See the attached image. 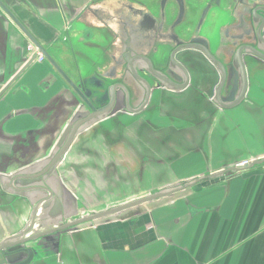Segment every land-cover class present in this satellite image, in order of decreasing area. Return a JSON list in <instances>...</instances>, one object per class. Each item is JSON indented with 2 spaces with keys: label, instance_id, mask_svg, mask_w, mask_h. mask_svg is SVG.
Here are the masks:
<instances>
[{
  "label": "crops",
  "instance_id": "1",
  "mask_svg": "<svg viewBox=\"0 0 264 264\" xmlns=\"http://www.w3.org/2000/svg\"><path fill=\"white\" fill-rule=\"evenodd\" d=\"M0 1L71 83L79 84L81 79L87 89L96 91L114 79L108 55H113L114 45L118 47L111 36L116 29L88 16L84 21L77 18L80 9L95 0ZM96 1L99 7L110 2ZM237 33L236 29L230 31V35ZM29 43L0 7V242L23 229L32 209L27 199L14 195L13 183L7 192L2 190L3 178L21 170H27L29 177L33 168L47 172L53 145L79 111L73 106L76 93L47 60L32 62L17 76L28 59ZM253 68H248L246 93L236 107L247 115L241 116L242 122L234 119L222 127L219 117L224 110L219 107L169 96L171 102L162 105L168 113L165 117L184 120L187 131L185 142L173 149L151 143L149 137L158 131L147 129L135 138L129 132L118 133L107 121L97 128L88 127L71 144V151L78 150L74 158L54 169L64 188L58 219L65 216L68 221L107 211L143 198L152 190L207 177L240 161L263 158L264 65ZM119 76L117 72L116 78ZM212 122L219 123V132L236 127L237 142L231 147L241 151L229 149V144L222 147L220 133L210 130ZM100 125L104 127L98 131ZM184 126L169 129L180 134L179 128ZM106 135L116 139L114 144H108ZM105 146L109 147L106 156L90 155L92 151L106 154ZM127 148L148 160H155L156 154H164V158L175 155L172 159L179 160L164 179L156 166L167 162L146 161L144 178L137 185L148 189L141 187L134 194L129 188L136 178L131 175L129 182L127 174L136 167ZM192 152H201L212 165L203 168L195 157L185 160L183 155ZM52 201L42 215H57L51 213ZM52 249L45 250L49 255L41 264H264V164L242 175L206 181L79 225L61 236L57 254Z\"/></svg>",
  "mask_w": 264,
  "mask_h": 264
},
{
  "label": "flooded vegetation",
  "instance_id": "2",
  "mask_svg": "<svg viewBox=\"0 0 264 264\" xmlns=\"http://www.w3.org/2000/svg\"><path fill=\"white\" fill-rule=\"evenodd\" d=\"M108 1L109 5L103 7L96 5L98 1H92L77 14L78 20L84 21L88 16L114 27L116 31L111 36L118 45H114L113 55H108L114 79L105 89L91 91L81 79L75 84L83 95L76 94V101L72 102L79 110L75 119L86 118L94 111V115L104 117L89 127L97 128L107 121L118 133L129 132L135 138L142 127L156 132L159 127L145 116L155 112L168 116L162 105L171 102L169 96L187 102L191 98L203 100L225 110L222 106L232 105L245 89L243 101L250 79L248 68L264 65L252 54L259 47L264 55V25L259 26L264 20V0ZM235 29L237 35H230ZM238 50H241V67L234 68L232 61ZM237 106L233 104L232 108ZM100 126L98 129L104 127ZM63 131L50 153L57 147ZM184 132L181 130L180 134ZM71 146L61 162L74 158L78 150L71 151ZM108 148H105L106 154L90 151V155L102 158L108 154ZM80 150L88 152L84 147ZM153 161L158 162L151 158L148 162ZM133 176L139 180L136 173ZM169 187L152 190L148 195ZM139 199L141 196L132 201Z\"/></svg>",
  "mask_w": 264,
  "mask_h": 264
},
{
  "label": "water",
  "instance_id": "3",
  "mask_svg": "<svg viewBox=\"0 0 264 264\" xmlns=\"http://www.w3.org/2000/svg\"><path fill=\"white\" fill-rule=\"evenodd\" d=\"M0 7L7 14L9 19L15 23V25H17L29 42L34 45V47L45 58V60H47L65 79L71 89H73L76 94L83 97L79 88H76L75 85L64 76L61 69L55 64L47 52L38 45V43L23 27V25L15 18V16L1 1ZM263 25L264 20L260 22L259 26L262 28ZM261 51L262 49L259 47L258 50H252V54L258 60V62H264V55L261 53ZM240 54L241 50H238L233 58L232 65L234 68H236L237 65L240 66L241 64ZM35 58V55H33L31 59L26 61V64L18 72L17 76L20 75L23 70H25L35 60ZM224 78L225 74L222 76V80ZM244 92L245 89L241 91L240 94L242 95H240L239 99L233 103L234 105L241 102ZM217 104L221 107V103ZM232 105L227 107L222 106V108L230 109L232 108ZM94 112L86 118H78L77 120L75 119V114L67 122L57 147H55L52 153H50L48 156V160L46 162H48L50 166L47 168V172L44 173L45 170H42V173L41 170L33 168L34 170L29 173V177H26L28 172L27 170H21L13 177L3 178L4 181L1 185L2 190L7 192L12 186L11 183H13L15 188L14 195L27 199L32 206V209L29 219L23 229L12 237L0 242V258L2 261L0 264H41L43 259L49 255L46 254L45 250L48 248H53L52 253L54 255L57 254L61 236L66 233L74 232L79 225L91 223L93 221L120 213L127 209H132L137 206L171 196L188 188H194L196 185L202 184L206 181L214 180L220 177H233L235 175H242L252 168L264 164V157L261 159L251 160L248 163H244L243 165H240V162H237L233 165L224 167L215 174L196 180H191L183 184L171 186L167 190H163L153 195H147L142 199L131 201L107 211L91 214L85 217H74L73 219H68V221H65L66 218H68L65 216H61V218L58 219L57 216L61 214L60 202L62 201L61 198H63L64 188L62 187L60 179L56 175L57 172H54V169L59 164H61L63 157L67 154L68 148L75 141L77 136L83 133L91 124H93V122H99L104 118L101 115H94ZM49 173L51 174L50 176ZM52 197H54L53 201ZM51 201L53 203L51 213L57 215H42V212L47 209Z\"/></svg>",
  "mask_w": 264,
  "mask_h": 264
},
{
  "label": "rangeland",
  "instance_id": "4",
  "mask_svg": "<svg viewBox=\"0 0 264 264\" xmlns=\"http://www.w3.org/2000/svg\"><path fill=\"white\" fill-rule=\"evenodd\" d=\"M218 38H219L218 36L215 37L216 40ZM216 40L213 41V45H216V42H217ZM213 47H215V46H213ZM251 81H253L252 78H251ZM235 108L225 109L222 112V114H221L222 116L220 115V117H222V118L219 117V120L223 119L222 124L220 122V125L222 127L226 121L231 124L232 120L239 119V121L242 122L241 116L242 115L247 116L245 111L241 110V108H236V109H240V110H236ZM145 119L150 121L152 125L160 128L158 130V135L155 134V135H152L149 137L152 144L156 143V144H158V147H160L162 149H173L174 147L177 146L175 144H180L181 142H185V140L187 138V131L184 132V134H175L172 130L169 129L170 127L184 126L185 125L184 120L172 121V118L165 117L164 114L160 115L158 112H155L153 115L145 116ZM147 128L148 127H142L141 130H139V134H144V132H145V130H147ZM179 129L185 130L186 128L184 126L182 128H179ZM210 130L211 131L214 130V132L216 134L220 133V140H221L222 147H223V145L229 144L230 145L229 149H235L237 151H241V149H236L234 147H231V145L233 143L237 142L236 141V133H237L238 129L236 127L228 126V129L226 131H222V132L220 131L219 132V130H220L219 123L212 122ZM106 137H107V142L109 145L114 144V142L116 141L115 138H112L108 135H106ZM145 148H146V145L145 144L142 145V149L145 150ZM127 153L129 155V157L132 160H134L133 165H134V167H136V170H135V168L133 169V171L135 170L134 173H132L133 171H130L127 174L128 175V181L130 182L131 175H134L135 173H136V176L142 180V177H143L142 176L143 175L142 170L144 169V167L146 165V161H149V160L145 157H142L143 155L140 157L135 156L134 154H132V152L129 148H127ZM154 156H155L156 161H159V160H161L160 162L172 161L171 163H160V162H158L160 164L158 166H156V170L162 179H164L169 174H171V169H173V167L176 166L177 161H175V160H179V159H171V158H166V157L164 158V154H156ZM183 156H185V160L188 159L189 157H195L196 163H200L203 168H206L207 164L212 165V163L207 158H205L201 152H192V154H185ZM136 179H134V183L133 182L130 183L131 187L129 188L130 192H132L134 194H136V192H137L136 190L143 187V185L142 186L137 185L138 179H137V181H136ZM131 180H133V178H131ZM143 188L148 189L147 187H143Z\"/></svg>",
  "mask_w": 264,
  "mask_h": 264
},
{
  "label": "built area",
  "instance_id": "5",
  "mask_svg": "<svg viewBox=\"0 0 264 264\" xmlns=\"http://www.w3.org/2000/svg\"><path fill=\"white\" fill-rule=\"evenodd\" d=\"M27 52H28V59H30L33 55H35V61H37L38 63L43 62L44 58L41 54H39V52L36 50V48L29 43L26 47ZM244 163H241V165H243Z\"/></svg>",
  "mask_w": 264,
  "mask_h": 264
}]
</instances>
